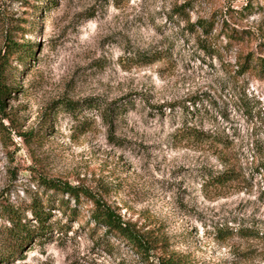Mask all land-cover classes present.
<instances>
[{"label": "rangeland", "instance_id": "374dc122", "mask_svg": "<svg viewBox=\"0 0 264 264\" xmlns=\"http://www.w3.org/2000/svg\"><path fill=\"white\" fill-rule=\"evenodd\" d=\"M10 32L32 54L8 68L0 207L35 225L31 199L53 194L42 176L87 191L182 264H264V240L242 234L264 231V73L240 72L264 60V0H0V54ZM150 50L165 56L140 63ZM184 124L224 145L183 138ZM227 167L233 183L204 187ZM63 196L49 238L20 247L0 214V264H157L162 251L146 261L95 223L93 201Z\"/></svg>", "mask_w": 264, "mask_h": 264}, {"label": "trees", "instance_id": "16d2710c", "mask_svg": "<svg viewBox=\"0 0 264 264\" xmlns=\"http://www.w3.org/2000/svg\"><path fill=\"white\" fill-rule=\"evenodd\" d=\"M183 7H179L177 12H184ZM215 23L210 21L199 20L197 21V26L201 29L202 33L208 35L211 33L212 28H214ZM227 37L230 41H243V37L236 33L235 29L227 32ZM244 33V32H243ZM246 33V32H245ZM249 34V33H247ZM4 43V54H0V112H5L3 106L5 105V100L9 97L11 90L8 84L9 76V65L10 59L13 56H22L32 54V46L29 43L17 44L11 32L7 35ZM165 54L160 51L150 50L143 51L136 55V58L142 64H150L155 61L163 59ZM258 63L261 66V71L264 73V60L255 58L254 61H249L247 58L240 65V72L244 73L250 70L252 65L250 64ZM110 108L107 111V115H103V119L107 120L110 116ZM114 110H118L115 107ZM3 127L0 125V132L3 133ZM180 136L183 138L196 142L197 144H206L211 148L216 145L223 144L218 136L212 135L210 132L203 131L197 127H188L186 124L180 130ZM3 135V134H2ZM220 158V154H218ZM204 176L206 179L204 181V187L209 190L221 191L227 185L233 183L238 178L237 170L233 168H225L222 170L207 171ZM38 184L43 187V192H53L51 196H46V203L41 202V198L38 196L31 199L30 206L28 208L29 213L34 217L36 221L35 225L30 224L28 218L24 213L12 206L0 207V214L4 215V219L8 223L6 228V233L9 234L10 238H13L16 245L22 246L21 244L28 243L31 239L35 238L40 240L41 238H49L52 234V228L54 222L49 223L51 210L54 208L55 203L58 204L59 209L65 213L68 207V200L64 199V194L72 197L76 202H78L82 197H86L93 201V208L91 212V218L95 223L106 228L107 231L113 232L114 234H119L123 240L130 245L134 252H136L141 258L146 261H150L152 256L158 251H162L161 254L157 256V264H182V256L177 253H168L160 242L158 236L151 235L152 232L143 233L139 229H136L135 224H130L129 222L123 221L120 215L112 210L109 205L100 201L94 196H90L87 191L80 190L78 187L70 186L66 182H61L54 179H47L42 176L38 178ZM61 197V198H60ZM60 198V199H59ZM74 214V210L71 211ZM243 236L251 234L256 238L264 240V231L258 230L257 232H251L247 230H242ZM0 262H5L7 259L0 257Z\"/></svg>", "mask_w": 264, "mask_h": 264}]
</instances>
